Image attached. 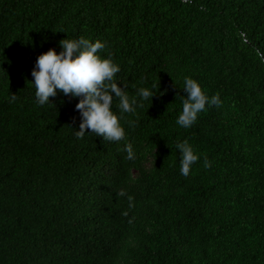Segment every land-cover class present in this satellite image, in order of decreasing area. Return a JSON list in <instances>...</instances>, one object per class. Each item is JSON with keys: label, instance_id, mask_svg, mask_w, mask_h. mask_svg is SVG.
<instances>
[{"label": "trees", "instance_id": "obj_1", "mask_svg": "<svg viewBox=\"0 0 264 264\" xmlns=\"http://www.w3.org/2000/svg\"><path fill=\"white\" fill-rule=\"evenodd\" d=\"M81 36L155 94L114 97L119 142L76 137L80 97L37 101L38 56ZM186 77L222 102L189 128ZM0 264H264V0H0Z\"/></svg>", "mask_w": 264, "mask_h": 264}, {"label": "clouds", "instance_id": "obj_2", "mask_svg": "<svg viewBox=\"0 0 264 264\" xmlns=\"http://www.w3.org/2000/svg\"><path fill=\"white\" fill-rule=\"evenodd\" d=\"M62 51L55 48L38 56L32 70L36 97L40 105L50 102V97L57 95V90L65 96L80 97L76 109L81 113L82 122L76 137L83 139L86 133L103 137L104 141L119 142L125 139V129L121 126L120 117L112 110L114 97L118 98V108L122 113H133L136 107H143L141 101L155 96L148 88H140L136 96L129 97L125 88L116 82V74L120 71L117 64L111 59L102 58L98 53L105 48V44L97 40L95 43L81 36L79 39H63L60 42ZM157 84H152V89ZM183 90L186 98L183 100L182 113L176 123L184 128L191 127L197 120L198 114L205 110L206 105L220 107L219 93L209 97L201 85L192 78L186 77ZM139 98V99H138ZM16 94H12L10 102H15ZM135 126L134 122H129ZM176 147L181 154V174L189 175L191 166L198 162L200 157L187 140L178 142ZM124 151L126 159H134L132 144L128 143ZM204 167L210 168L211 162L204 159ZM118 196L126 195L123 189L117 192ZM130 207L133 197L128 196ZM127 215V213H125Z\"/></svg>", "mask_w": 264, "mask_h": 264}]
</instances>
